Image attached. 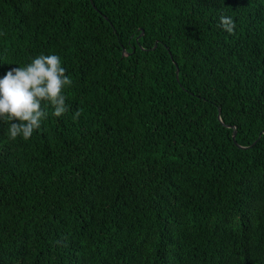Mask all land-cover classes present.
I'll return each mask as SVG.
<instances>
[{
    "label": "trees",
    "instance_id": "obj_1",
    "mask_svg": "<svg viewBox=\"0 0 264 264\" xmlns=\"http://www.w3.org/2000/svg\"><path fill=\"white\" fill-rule=\"evenodd\" d=\"M41 53L68 111L0 120V264H264V0H0V74Z\"/></svg>",
    "mask_w": 264,
    "mask_h": 264
},
{
    "label": "clouds",
    "instance_id": "obj_2",
    "mask_svg": "<svg viewBox=\"0 0 264 264\" xmlns=\"http://www.w3.org/2000/svg\"><path fill=\"white\" fill-rule=\"evenodd\" d=\"M220 26L228 33L235 28L233 19L221 16ZM59 54L41 53L24 66L11 67L0 74V120L11 121L10 139L28 140L41 128L49 113L61 117L68 111L65 90L72 85ZM79 112L73 118H78Z\"/></svg>",
    "mask_w": 264,
    "mask_h": 264
},
{
    "label": "water",
    "instance_id": "obj_3",
    "mask_svg": "<svg viewBox=\"0 0 264 264\" xmlns=\"http://www.w3.org/2000/svg\"><path fill=\"white\" fill-rule=\"evenodd\" d=\"M178 72H179V69H178ZM236 136H237V130H235L233 134V138L235 139V141H236Z\"/></svg>",
    "mask_w": 264,
    "mask_h": 264
}]
</instances>
